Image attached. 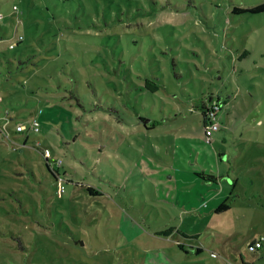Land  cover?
Here are the masks:
<instances>
[{
  "label": "rangeland",
  "instance_id": "obj_1",
  "mask_svg": "<svg viewBox=\"0 0 264 264\" xmlns=\"http://www.w3.org/2000/svg\"><path fill=\"white\" fill-rule=\"evenodd\" d=\"M262 2L0 0V264H186L213 251L260 261L248 243L264 236V13L233 10ZM146 77L159 91L139 90ZM212 93L228 103L208 142L197 107ZM34 118L39 133L16 132ZM141 118L156 136L133 135ZM181 137L209 153L182 156L192 173L226 176L168 175L188 192L173 205L143 157ZM170 225L200 236L154 235Z\"/></svg>",
  "mask_w": 264,
  "mask_h": 264
},
{
  "label": "crops",
  "instance_id": "obj_2",
  "mask_svg": "<svg viewBox=\"0 0 264 264\" xmlns=\"http://www.w3.org/2000/svg\"><path fill=\"white\" fill-rule=\"evenodd\" d=\"M141 125L144 128V131H143V129H141L142 127H140V128L135 127L133 135H139V134H142L144 132L146 134V136L148 134L147 137H149V138L154 137L156 135L153 133L157 132V130L160 128L157 126L156 128H153V129H147L143 124H141ZM179 139L180 140H172L173 141V143H172L173 149H172V147H168V145H164V144L161 145L162 141L159 139V142L157 144H153L151 146L152 151H149V155L153 154V156L148 155V157L147 156L143 157V163H145L149 169H152L151 174L150 175L146 174V175H147V177L152 176L150 181L152 182V185L155 188L156 192H158V195H156V196L157 197L159 196L160 199L162 196L163 201H165L166 203H169V204L172 203L173 205L175 203L178 204L180 201L185 202L186 200H183V198H181V199L179 198V193L181 192L182 195H185L188 192L184 193L181 190V186L179 185V183L181 182L180 180L179 181L176 180L177 187H174L173 185L171 187L169 184L170 183L173 184L175 182L167 181L166 180L167 176L170 175L171 177L174 176L176 178L179 176V178L184 179L183 181H187V180H185L184 176L187 177L189 175L190 176L194 175V176L198 177L199 172H197V173L193 172L192 173V171H197V170L193 167H187L184 164V162H182V156L184 155L186 157H190V160H193L194 162H199L197 158L194 159L195 153H202L203 155H206V156L209 155V153L206 152L205 149L202 150L201 152H198L197 149L192 146V143H190L188 141V140H190L189 137H181ZM191 149L194 150V153L190 152ZM171 155H173L172 162H170V163L163 162V161H165L164 157L171 156ZM212 155H213V157L215 155H217L219 162H221L222 164H223L225 158L227 157V156H225L224 152H222V151L218 152L217 150H216V152L212 151ZM154 157H157L160 161H162V163L160 162L158 164L155 161V159H153ZM189 162H190V164L192 163V161H189ZM203 164H209V159L205 158L203 160ZM208 169L211 171V172H209V174L213 175L215 177V179H217L216 184L219 183V180L221 178H224L226 176L225 170H223L221 168H219V169H221V172L219 174L213 173V171H212L213 168L211 166H209ZM185 172L188 173L189 175H185ZM152 178L155 179V182L152 180ZM183 183H181V185H183ZM175 199H176V201H175ZM174 201H175V203H173ZM167 227H168L167 229L175 228V230L169 232L168 233V234H170L169 236H162V235H158V236L165 237V238L170 239V240L175 236H179V237L182 236L181 237L182 239L183 238L184 239H190V238H195V237H197V239H198L200 236L199 233L192 235V234H189L187 232H183L182 230H180L177 227H174L172 225L167 226ZM164 231L165 230H160L158 232H154V235H157V233H161ZM260 237H257L255 239L249 241V242H254L255 240H258ZM187 241H190V240H187ZM174 243L178 246L179 250H181L182 252H184L187 255H190L191 254L190 249L195 247L194 245L189 244V243L184 244L182 242V240L181 241L174 240ZM179 245H182L183 249H181L179 247ZM196 248L201 249L202 252L204 251V249L202 247L196 246ZM164 250L166 251V254H168L171 251V249H169V248H164ZM155 251L159 252V251H161V249H155ZM259 252H261V255L259 257L260 261H258L256 263L254 261L252 262V260H249L247 258V256L244 255L243 252H241L240 255L242 257V261L244 262V264H259V262L261 264H264V243H263V248ZM201 253L197 252V255H200ZM213 253H216V252H214V251L212 252V255H211L212 259L211 260H205V258H199V259H193L194 262H188L186 264H191V263L192 264H230V262L232 264H240L237 261H233L229 256H226V255L223 256V255L216 253V254H218V257H213ZM159 260L161 261V263H165V259L162 257L161 253L159 254ZM176 262H177V264H184L182 261H176ZM140 264H147V263H140Z\"/></svg>",
  "mask_w": 264,
  "mask_h": 264
},
{
  "label": "trees",
  "instance_id": "obj_3",
  "mask_svg": "<svg viewBox=\"0 0 264 264\" xmlns=\"http://www.w3.org/2000/svg\"><path fill=\"white\" fill-rule=\"evenodd\" d=\"M233 13L234 14H244V13L262 14V13H264V2L254 6V7H250V8L235 7L234 10H233ZM250 54L251 53L249 51H245L239 57V59L240 60L245 59ZM155 79L159 80L158 78H155ZM159 89H160V84H158L155 80H151L149 77L148 78L147 77L144 78V84L142 86H139V90H147V91H150L152 93H156L157 91H159ZM228 98L229 97H227V99ZM227 103H228V101L221 94L217 95V94H213L212 93V94H208L207 96L204 95L202 97V104H201V106H199L197 108L202 113L204 129H206V127L210 124V116H211V114L214 113V115L217 116V118L219 119V113L223 110L224 105H226ZM144 120H146V119L141 118V124H143L142 121H144ZM157 124L158 123H156L155 121L151 120L150 124H148V125H144L143 124V125L147 129H153V128H156L158 126ZM16 132L18 134L39 133L40 132V123H39V131H32L31 129H27V130L23 131L22 133H20L18 130H16ZM44 154H45V156L47 155L46 151L44 152ZM48 156L49 155H47V160H48V165L47 166L50 168V163H49V157ZM55 175H56V177H58L60 174L59 173H55ZM198 176L200 178H202L203 180L209 181V182H216V180H217L211 174L198 173ZM233 186H235V185H233ZM86 192L90 193L93 196L101 195V193L97 189L92 187V186L86 187ZM226 201H227V199L216 209V213H220V212H223L225 210H228V205L226 204ZM174 230H175V228L166 229L164 232L157 233V235L169 236L170 234H168V233L171 232V231H174ZM179 247L181 249H183L182 245H179ZM197 252L201 253L202 250L201 249H197ZM254 252H259V251H254ZM241 259H242V257H241Z\"/></svg>",
  "mask_w": 264,
  "mask_h": 264
},
{
  "label": "built area",
  "instance_id": "obj_4",
  "mask_svg": "<svg viewBox=\"0 0 264 264\" xmlns=\"http://www.w3.org/2000/svg\"><path fill=\"white\" fill-rule=\"evenodd\" d=\"M19 40L22 41L23 37L20 36ZM15 45H11V48H14ZM222 125L219 122V119L217 118V116L214 115V113L211 114L210 116V124L206 127L205 129V136L208 142H210V139L214 136V134L216 132H218L221 129ZM28 127L23 125V124H19L17 127V130L19 132H23L25 130H27ZM30 129L32 131H39V121L38 119H33V121L30 124ZM47 155H50V151L46 150ZM263 243H264V236H261L258 240H255L254 242H249L248 246L250 248L251 251H260L263 248ZM213 257H218V254L213 253Z\"/></svg>",
  "mask_w": 264,
  "mask_h": 264
},
{
  "label": "water",
  "instance_id": "obj_5",
  "mask_svg": "<svg viewBox=\"0 0 264 264\" xmlns=\"http://www.w3.org/2000/svg\"><path fill=\"white\" fill-rule=\"evenodd\" d=\"M150 122H151V120H149V119H146V120L142 121V123H143L144 125H148Z\"/></svg>",
  "mask_w": 264,
  "mask_h": 264
}]
</instances>
